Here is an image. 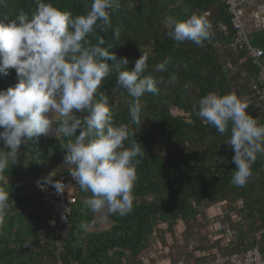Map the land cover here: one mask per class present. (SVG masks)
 <instances>
[{
  "label": "trees",
  "instance_id": "trees-1",
  "mask_svg": "<svg viewBox=\"0 0 264 264\" xmlns=\"http://www.w3.org/2000/svg\"><path fill=\"white\" fill-rule=\"evenodd\" d=\"M45 2L73 16L86 14L91 4V0ZM21 9L31 15L36 0H5L0 5V22H11ZM203 13L213 25V35L202 47L190 41L178 43L167 35L166 16L183 21ZM111 24L107 31L96 28L88 38L95 44L103 37L105 48L112 44L109 50L118 59L126 57L129 70L147 53L144 75L163 80L158 93L141 97L139 126L131 123L132 98L116 86L117 73L111 72L97 93L98 98L100 92L108 96L114 125H129L136 131L133 139L145 151L137 166L133 210L123 217L108 216L109 227L97 229V214L85 203L91 193L82 191L71 177L74 166L64 164L68 138L49 133L35 136L21 144L18 162L0 182L12 206L0 228V264H158L165 258L173 264L191 259L202 264L208 254L243 253L254 245L264 255V156L258 155L245 186L233 185L235 153L226 144L230 132L219 134L193 108L209 92H234L249 103L246 113L264 124V101L253 89L258 67L246 49L231 47L238 33L227 5L223 0H117ZM114 30L119 31L118 38ZM248 39L262 50L264 62V26L249 29ZM166 56L172 62L165 71L155 72V65ZM172 75L177 77L175 82L170 81ZM17 82L15 70L9 69L7 76L0 75V90ZM131 139L124 142L125 147ZM0 148H5L2 141ZM61 172L75 202L68 222L56 232L42 206L37 181L44 183L42 178L50 173L54 180ZM212 206L219 208L213 216L214 227L200 236L199 231L210 225L206 211ZM178 223L184 226L180 232Z\"/></svg>",
  "mask_w": 264,
  "mask_h": 264
},
{
  "label": "clouds",
  "instance_id": "clouds-1",
  "mask_svg": "<svg viewBox=\"0 0 264 264\" xmlns=\"http://www.w3.org/2000/svg\"><path fill=\"white\" fill-rule=\"evenodd\" d=\"M4 3L0 0V5ZM116 4L117 0H91L86 14L73 16L51 2L36 0L31 15L21 9L11 22H0V75L7 76L9 69H14L18 79L14 87L0 90V141L9 149L0 148V182L10 166L18 162L21 144L54 131L55 135L68 138L64 164L74 166L71 177L82 191L91 193L85 203L103 220L110 215L123 217L133 210L137 166L145 151L133 139L136 131L129 125H114L108 96L100 92L98 98V89L111 72L117 73L116 86L132 98L131 123L139 126L141 97L158 93V84L163 83L162 78L144 75L148 69L147 53H142L129 70L128 59H118L109 50L112 44L105 48L101 46L105 43L103 37L95 44L88 38L96 28H112L111 15ZM207 16L192 14L183 21L166 16L163 23L174 41H190L202 47L213 35ZM114 36L119 37L118 30H114ZM172 60L166 56L154 71H165ZM176 80L172 75L170 81ZM248 106L234 92H209L193 105L202 122L219 134L230 132L226 144L234 149L232 160L236 166L231 183L238 187L249 182L258 155L264 156V124L246 113ZM49 112L51 118L46 115ZM77 112L87 115L78 116ZM130 137V146L125 147L124 142ZM52 176L50 173L42 178L43 182L54 187L57 194L63 193L66 185L53 181ZM37 184L42 187L40 181ZM11 207L9 192L0 186V228Z\"/></svg>",
  "mask_w": 264,
  "mask_h": 264
},
{
  "label": "built area",
  "instance_id": "built-area-1",
  "mask_svg": "<svg viewBox=\"0 0 264 264\" xmlns=\"http://www.w3.org/2000/svg\"><path fill=\"white\" fill-rule=\"evenodd\" d=\"M227 5L231 25L238 35L231 43L233 49L243 47L247 50L248 55L252 58L254 64L258 67V83L253 85L256 96L259 100L264 101V62L261 61L263 52L260 48L252 46L248 39V31L245 27L244 16L245 8L255 5L253 14L254 19L260 22L256 28L264 26V0H223ZM225 30L226 26L221 25ZM53 181H60L66 185L63 193L57 194L54 187L50 184H37V190L43 208L50 216V226L56 232L68 222V215L71 211V205L75 202V197L69 192V184L64 173L60 174ZM65 218H62L64 217ZM62 233V232H61ZM176 264H196L195 261H178ZM202 264H264V255L260 252L257 245L248 248L245 252H235L230 255H223L217 252L208 254Z\"/></svg>",
  "mask_w": 264,
  "mask_h": 264
},
{
  "label": "rangeland",
  "instance_id": "rangeland-1",
  "mask_svg": "<svg viewBox=\"0 0 264 264\" xmlns=\"http://www.w3.org/2000/svg\"><path fill=\"white\" fill-rule=\"evenodd\" d=\"M254 10H255V5H251V6H248V7L245 8L244 23H245V27H246L247 31L252 28V24L251 23L253 21ZM250 19H252V21ZM175 113H177V111H175ZM46 115L49 116V118L52 117V113L51 112L47 113ZM53 118L57 119L58 116L54 114ZM49 135H55L54 131H50ZM69 192L72 194L70 185H69ZM217 211H219L218 207H215V209L214 208H209L210 216H209L208 220L210 222L209 223L210 225L207 228H205V229L202 228L199 231V235L200 236L205 235L208 232H212V229L214 227V225H213L214 224L213 214L215 212H217ZM109 225H110V222L108 220L101 219V217L97 214V226H96L97 229H105V228L109 227ZM168 240L170 241L171 238H168ZM191 261H194V259H191L190 262ZM183 262L185 263V261H183ZM158 264H173V262L171 260L165 258V259L160 260Z\"/></svg>",
  "mask_w": 264,
  "mask_h": 264
},
{
  "label": "crops",
  "instance_id": "crops-1",
  "mask_svg": "<svg viewBox=\"0 0 264 264\" xmlns=\"http://www.w3.org/2000/svg\"><path fill=\"white\" fill-rule=\"evenodd\" d=\"M251 21H252V19H250ZM259 22H260V20L259 19H254L253 18V21H252V27H256L258 24H259ZM218 207V206H217ZM210 208H214L215 209V207L214 206H212V207H210ZM216 213V212H215ZM215 213L213 214V216L215 215ZM206 214H207V216H208V218H209V216H210V213H209V208L207 209V211H206ZM212 216V215H211ZM183 225L181 224V223H178V225H177V229H178V231L180 232V231H182L183 230Z\"/></svg>",
  "mask_w": 264,
  "mask_h": 264
}]
</instances>
